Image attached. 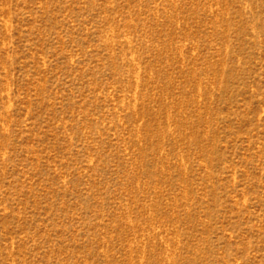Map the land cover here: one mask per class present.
Instances as JSON below:
<instances>
[{
	"label": "rangeland",
	"instance_id": "rangeland-1",
	"mask_svg": "<svg viewBox=\"0 0 264 264\" xmlns=\"http://www.w3.org/2000/svg\"><path fill=\"white\" fill-rule=\"evenodd\" d=\"M0 264H264V0H0Z\"/></svg>",
	"mask_w": 264,
	"mask_h": 264
}]
</instances>
